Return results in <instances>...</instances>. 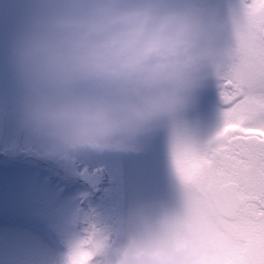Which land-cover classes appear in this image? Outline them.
I'll return each instance as SVG.
<instances>
[{"label": "clouds", "instance_id": "1", "mask_svg": "<svg viewBox=\"0 0 264 264\" xmlns=\"http://www.w3.org/2000/svg\"><path fill=\"white\" fill-rule=\"evenodd\" d=\"M247 18L243 0H32L7 54L19 127L52 156L139 152L237 60ZM181 188L136 225L86 214L60 264H195L232 203Z\"/></svg>", "mask_w": 264, "mask_h": 264}, {"label": "rangeland", "instance_id": "2", "mask_svg": "<svg viewBox=\"0 0 264 264\" xmlns=\"http://www.w3.org/2000/svg\"><path fill=\"white\" fill-rule=\"evenodd\" d=\"M32 0H0V264H60L82 218L136 225L175 206L182 188L177 146L203 147L223 127L216 83L154 135L139 152L50 155L19 127L10 39Z\"/></svg>", "mask_w": 264, "mask_h": 264}, {"label": "snow or ice", "instance_id": "3", "mask_svg": "<svg viewBox=\"0 0 264 264\" xmlns=\"http://www.w3.org/2000/svg\"><path fill=\"white\" fill-rule=\"evenodd\" d=\"M248 18L237 60L218 77L223 127L203 147L179 145L175 173L184 188L228 194L235 223L195 264H264V0H243Z\"/></svg>", "mask_w": 264, "mask_h": 264}]
</instances>
